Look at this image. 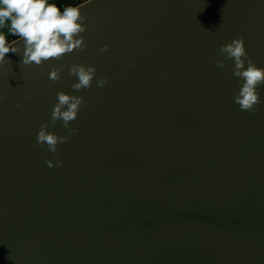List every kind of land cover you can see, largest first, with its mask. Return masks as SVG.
Segmentation results:
<instances>
[{
	"label": "water",
	"instance_id": "obj_1",
	"mask_svg": "<svg viewBox=\"0 0 264 264\" xmlns=\"http://www.w3.org/2000/svg\"><path fill=\"white\" fill-rule=\"evenodd\" d=\"M76 7L83 51L25 65L21 42L0 64V264H264V84L242 111L219 52L243 37L264 68V0ZM73 64L107 83L74 90ZM59 91L83 97L71 135L51 124ZM46 122L68 137L55 154Z\"/></svg>",
	"mask_w": 264,
	"mask_h": 264
},
{
	"label": "clouds",
	"instance_id": "obj_2",
	"mask_svg": "<svg viewBox=\"0 0 264 264\" xmlns=\"http://www.w3.org/2000/svg\"><path fill=\"white\" fill-rule=\"evenodd\" d=\"M91 3V0H90ZM82 7L66 6L61 9L50 0H0V29L6 24L12 35L18 36L19 40L13 44L7 42L6 36L0 31V64H3L8 53L21 54L17 47L22 42L21 63L25 65H41L50 59L60 61L65 54L74 50L83 51L86 47L84 37L81 35L86 31V17L81 13ZM109 46L105 44L100 52L107 51ZM225 59L234 61L233 75L238 78L240 88L234 96V102L242 111L254 112L261 103L257 88L264 84V68L257 67L248 57L244 47L243 37L234 38L230 43L223 44L219 49ZM11 64V61L8 60ZM247 66L245 67V63ZM224 61H217V67L223 68ZM52 67L49 71V79L56 81L61 77V69ZM96 68L85 64H73L69 68V75L75 76L77 82L72 88L81 91L92 86L96 78L97 87L107 83V77H96ZM57 102L53 105L51 112V124L60 120L63 127L68 130L69 135L78 132L72 128L70 122L77 118L78 112L83 105V97L70 95L64 91L56 94ZM5 97L0 96V100ZM20 109L22 106L17 104ZM49 123L41 124L36 135V141L41 147H47L52 153H57V145L64 143L67 136H59L48 130ZM46 163L51 168L53 161ZM62 162L56 159L55 166Z\"/></svg>",
	"mask_w": 264,
	"mask_h": 264
},
{
	"label": "rangeland",
	"instance_id": "obj_3",
	"mask_svg": "<svg viewBox=\"0 0 264 264\" xmlns=\"http://www.w3.org/2000/svg\"><path fill=\"white\" fill-rule=\"evenodd\" d=\"M85 0H66V2L64 3V5H63V8L64 7H66V6H77V4H81V3H83ZM63 10V9H62ZM61 10V11H62ZM8 36H6V39H7V42L9 43V42H11V40H15V39H17V37L18 36H14V35H12L11 34V32H9L8 34H7ZM19 38V37H18Z\"/></svg>",
	"mask_w": 264,
	"mask_h": 264
},
{
	"label": "crops",
	"instance_id": "obj_4",
	"mask_svg": "<svg viewBox=\"0 0 264 264\" xmlns=\"http://www.w3.org/2000/svg\"><path fill=\"white\" fill-rule=\"evenodd\" d=\"M50 2L55 3L61 10L63 9V5L65 3V1H61V0H50ZM0 31H2L5 36H8L7 34L10 32L9 25L6 24L3 29H0Z\"/></svg>",
	"mask_w": 264,
	"mask_h": 264
},
{
	"label": "flooded vegetation",
	"instance_id": "obj_5",
	"mask_svg": "<svg viewBox=\"0 0 264 264\" xmlns=\"http://www.w3.org/2000/svg\"><path fill=\"white\" fill-rule=\"evenodd\" d=\"M61 1H65L66 2V0H61Z\"/></svg>",
	"mask_w": 264,
	"mask_h": 264
},
{
	"label": "trees",
	"instance_id": "obj_6",
	"mask_svg": "<svg viewBox=\"0 0 264 264\" xmlns=\"http://www.w3.org/2000/svg\"><path fill=\"white\" fill-rule=\"evenodd\" d=\"M18 38V37H17Z\"/></svg>",
	"mask_w": 264,
	"mask_h": 264
}]
</instances>
